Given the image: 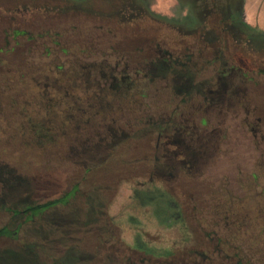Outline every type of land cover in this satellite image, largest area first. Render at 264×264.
I'll return each mask as SVG.
<instances>
[{
    "label": "flooded vegetation",
    "instance_id": "1",
    "mask_svg": "<svg viewBox=\"0 0 264 264\" xmlns=\"http://www.w3.org/2000/svg\"><path fill=\"white\" fill-rule=\"evenodd\" d=\"M183 2L190 6L188 19L173 21L153 11L148 0H7L9 7L0 8V15L8 16L0 20L6 22L2 41L6 46L14 40L21 48V62L31 70L17 73V79L28 81L24 89L39 98L47 113L63 102L85 112L116 102L121 110L136 101L130 97L166 91L162 118L150 120L158 128L155 148L162 157L150 175L198 171L200 154L189 160L185 150L199 152L200 134L191 138L188 132L194 133L206 120L198 119L196 125L195 113L190 119L184 112L186 106L198 112L201 84L196 85L195 78L205 75L204 65L212 66L206 73L212 78L209 89L201 90L212 108V132L203 141L212 142L216 160L221 152H230L236 162L229 171L213 174L210 200L203 209L198 210L204 201L183 189L178 217L187 228L186 239L192 234L188 224H209L212 218L214 223L217 218L233 223L236 229L219 236L213 248L183 247L179 264H218L232 257L237 258L235 264H245L243 255L249 250L264 251V31L245 21L244 0ZM10 52L13 46L5 49V62ZM21 121L38 141L48 136L47 121ZM61 202L33 201L31 208L12 217L27 211L32 219L41 205ZM217 232L211 229L206 235L212 241ZM249 240L255 242L246 243ZM163 250H81L71 264H169ZM63 252L37 248L35 258L54 256L47 264H56Z\"/></svg>",
    "mask_w": 264,
    "mask_h": 264
},
{
    "label": "rangeland",
    "instance_id": "2",
    "mask_svg": "<svg viewBox=\"0 0 264 264\" xmlns=\"http://www.w3.org/2000/svg\"><path fill=\"white\" fill-rule=\"evenodd\" d=\"M183 1L148 0V4L167 19L178 21L189 17V3ZM6 2L0 0V8H8ZM251 12L254 20L258 19L254 27H264V0H254ZM5 17L8 18L0 15V20ZM4 25L6 22L0 21V174H7V182L0 183V193L5 191L7 199L0 206V264H47L54 259L49 255L35 258L37 247L31 246V242H38L46 249L64 248L62 256H56L59 257L53 262L56 264L74 263V254L81 250L95 252L102 248L127 247L148 252H160L162 248L168 253L169 264H179L183 247L207 248L210 244L213 248L219 236L230 235L236 229L233 223L222 218L214 223L212 218L209 224H188L192 234L186 239L187 228L178 217L183 189L189 196L204 201L199 202L198 210L203 209L210 200L213 174L229 171L236 162L230 152H221L216 160L212 142L203 141V137L212 132V108L204 96L212 82V78L206 77L212 66L204 65L205 75L195 78L196 85L201 84L196 98L198 112L187 106L184 112L190 119L195 113L196 125L198 119L206 120V124H199L194 133L189 129L185 131L189 130L191 138L200 134V153L185 150L189 160L200 154L198 171L150 175V169L159 167L162 158L155 148L158 128L151 126L150 120L162 118L166 91L130 97L136 101L123 104L121 110L116 102L86 112L69 108V104L63 102L56 109L54 106L46 109L47 113L39 98L24 89L23 84L28 81L23 83L17 79V73L31 69L21 62L23 54L20 47L14 46V40L9 45L3 44ZM173 33L170 31V35ZM12 46L14 53H7L11 58L6 63L3 59L6 58L5 49ZM88 116L89 122L86 121ZM28 118L47 121L50 131L45 132L48 136L38 141L32 129L27 126L23 129L21 120ZM71 192L74 194L68 201L57 203L58 208H52L51 214L40 209L31 220H26L30 215L27 211L12 217L13 210L26 203L23 200L26 193L31 194L29 201L32 203L37 200L44 203L49 198H61ZM188 215L191 216V212ZM211 229L218 231L212 235V241L206 235ZM243 260L245 264H264V251L249 250ZM236 261L237 258L232 257L229 261L219 260L218 264H235Z\"/></svg>",
    "mask_w": 264,
    "mask_h": 264
},
{
    "label": "trees",
    "instance_id": "3",
    "mask_svg": "<svg viewBox=\"0 0 264 264\" xmlns=\"http://www.w3.org/2000/svg\"><path fill=\"white\" fill-rule=\"evenodd\" d=\"M243 13V12H242ZM5 175H7V174H0V183L2 184V183H6L7 182V178H6V176ZM43 190L44 189H42V191L41 192H43ZM34 192H35V190H34ZM28 193H30V192H28ZM28 193H26L25 194V199H23V200H25V204L23 205V203H22V205H20L19 207H18V209H15V210H13V214H17L18 212H19V210H20V212H22L24 209H27V208H31V205H32V202H30L29 201V199L31 198L30 196H31V194L30 195H28ZM74 193L73 192H71V193H66L65 195H63V197H61V198H59V197H57V198H49V199H47L45 202H51V201H62L61 203L63 204L65 201H68L67 199L70 197V196H72ZM34 196V195H33ZM27 198V199H26ZM7 198L5 197V191H3L2 190V192L0 193V206L5 202V200H6ZM38 201V200H37ZM27 202H30V203H27ZM44 202V203H45ZM41 204H43L42 202H41ZM51 206V205H50ZM49 206V203L46 205V206H43V205H41V209H46L48 212H49V214H51V212H53V210H52V208L54 209L55 207L56 208H58L57 206H52V207H50ZM40 215V214H39ZM42 215H44V216H47V215H45V214H42ZM37 216V215H36ZM50 215H48V217H49ZM31 218V217H30ZM30 218H27L26 220H31ZM31 246L32 245H35L37 248H41L39 245H38V242L36 243V242H31V243H29ZM27 246V243H23V246Z\"/></svg>",
    "mask_w": 264,
    "mask_h": 264
},
{
    "label": "crops",
    "instance_id": "4",
    "mask_svg": "<svg viewBox=\"0 0 264 264\" xmlns=\"http://www.w3.org/2000/svg\"><path fill=\"white\" fill-rule=\"evenodd\" d=\"M254 0H244L243 2V15L245 21L250 25H258V19L254 20V15L251 12V6L253 5ZM259 29L264 31V27L258 26Z\"/></svg>",
    "mask_w": 264,
    "mask_h": 264
}]
</instances>
